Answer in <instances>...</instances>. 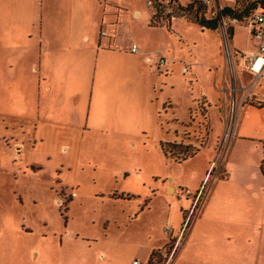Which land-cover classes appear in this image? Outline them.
Returning <instances> with one entry per match:
<instances>
[{"label": "rangeland", "instance_id": "obj_1", "mask_svg": "<svg viewBox=\"0 0 264 264\" xmlns=\"http://www.w3.org/2000/svg\"><path fill=\"white\" fill-rule=\"evenodd\" d=\"M101 1L53 0L52 8L43 10L39 0H0V250L10 245L57 247L64 251L62 258L56 256L57 262L95 263L100 251L97 237L106 223L101 206L89 195L96 197L97 192L125 185L146 198L148 206L147 213L128 221L124 231H147V240L153 237L151 245L170 242L164 227L167 223L174 226L173 220L184 221L206 160L200 153L175 164L158 148L161 141L175 137L171 113L164 109L168 102L177 108V116L186 114L192 96L196 100L204 96L212 107L208 141L214 146L208 167L216 162L218 170L229 146L224 139L225 116L219 113L223 102L234 128L232 140L242 122L250 126L252 136H264V108L252 104L264 103V79L255 88V100L251 97L239 114L238 92L224 94L225 73L228 90L232 77L233 91L238 89L236 72L245 76L244 59L236 57V49L242 54L256 44L245 24L232 26L226 18V33L233 27L234 35L229 39L224 35L223 9L235 8L236 0L206 4L207 17L219 20L218 31L203 29L189 17L167 9L162 18L171 14L170 27H154V9L148 0H125L124 9L132 18L124 26L123 37H138L153 57L158 53L168 61L166 67L147 64V70L155 73L151 98L144 83L138 85L133 79L121 84L107 78L102 81L106 71H143L145 67L132 59L118 63L110 56L98 58V47L111 49L104 40L100 42L101 31L106 30ZM162 1L169 7L171 0ZM173 1L187 7L194 0ZM246 144L252 148L247 154L252 159L257 141ZM259 146L264 151V143ZM20 147L25 148L21 157L16 150ZM75 184L82 185L88 195L84 206L75 205L70 214L65 207H54L52 200L58 197L66 202V187ZM228 193L239 195L235 187H229ZM261 203L257 199L256 207ZM237 204L240 208L243 201ZM244 214L250 226L240 233L242 242H230L232 255L225 261L264 264V211L249 208ZM31 230V237L22 236ZM66 230L75 237L70 238ZM54 257L50 255V260ZM213 259L220 264L221 258L213 255Z\"/></svg>", "mask_w": 264, "mask_h": 264}, {"label": "crops", "instance_id": "obj_2", "mask_svg": "<svg viewBox=\"0 0 264 264\" xmlns=\"http://www.w3.org/2000/svg\"><path fill=\"white\" fill-rule=\"evenodd\" d=\"M52 1L53 0H39L43 10L46 6L52 8V6H50L52 5ZM101 3L104 5L105 18L103 24L106 26V30H102L101 33L106 32L107 36L104 37L101 35L100 42L104 40L111 49L106 50L98 47L96 51L98 58L103 56L105 59L110 56L112 59L119 60L118 63L121 60L123 62L125 59H132L136 63H142L145 67L143 71H134L130 69L121 70V68L116 71H106L105 75L104 73L101 74L103 77L101 78L102 81L107 78L109 80H117V82L121 84L122 82L133 79L136 83L138 82V85L144 83L146 94L151 98L152 90L155 87V83L152 81L155 73L147 70V64L158 65V60L163 57L160 55L158 56V53H153L155 55V57H153L152 51L147 49V44L138 37H127L128 34H126V37H123L124 32H126L124 26L128 25L132 18L131 14L124 9L127 7L125 0H104V3L102 1ZM152 14L154 13L152 12ZM229 20L230 19L227 18V22H231L232 26H244L243 24H245L250 34V30L245 22L239 23L235 20ZM42 26L44 28V22H42ZM230 29L232 30L233 36L234 28L231 27ZM43 32L44 30H42L41 33ZM252 40L256 43L254 49L243 51L242 54L236 49V57H238V59H243V56L252 55L257 51L258 41L253 37ZM132 45L138 46V54L131 53L130 49ZM233 64L235 68L236 65L234 62ZM167 65L168 61L166 60L163 66L166 67ZM168 70H170V67ZM236 75L237 76H233L236 79V86H238L236 91L231 90L232 77L230 78V90L227 89L229 88V81L226 78V73L223 79V87L225 88V96L227 93L233 94V92H238L240 95L237 111L239 114V111L243 110L245 105L250 104L251 97L255 100L254 91L258 85L252 90H247L253 81V76L247 69L244 78L237 72ZM263 79L264 76L261 81ZM96 84L97 80L95 78V87ZM241 88L244 90L242 91ZM259 95L262 96V94ZM202 98L206 100L204 96H202ZM118 99L119 97L117 100ZM247 99L248 101L245 103ZM190 101L191 102L186 106V114L179 116H177V108L170 102L166 103L164 109L171 113V131L173 133L175 130L182 132L181 123L188 121L189 111L197 100L193 99L192 96ZM254 102L255 101H253L252 104L264 106V103L261 101L256 100L257 103ZM211 111L212 107L208 103V117H210ZM219 113L224 114L227 125L229 112L224 102L219 105ZM150 115V107L147 105V117L150 118ZM257 131L256 129V132ZM250 132V126H244V122H242L238 126L234 139L232 140L231 138L230 141L226 140L229 145L226 149L227 153L223 158L222 164L213 176L212 188L205 198L199 216L193 221L181 250L177 253L171 264H216L213 255L214 258L215 256L221 258L220 264H228L225 260L231 258L232 255L230 242L232 240H238L240 242L242 236L240 233L250 226V224L248 225V220L244 212H247L249 208L253 212L254 210L264 211V204L261 203L259 207H256L257 199H260L264 203V151L259 146L261 142L264 143V136H252ZM208 140L205 147L200 152L204 155L206 164L202 167L200 177L193 188L197 193L205 182L211 168V165L208 167V163L211 162L214 144L209 143ZM249 140L257 141L258 144L252 159H249V155H247L252 151V148L246 144ZM173 141H175V137ZM20 148V151L25 150L24 147ZM158 148L161 149L160 145ZM21 154L22 152H20V157ZM169 161L173 162L171 160ZM229 187H235L239 195L236 197L229 195ZM66 189L69 190L67 193H64L65 196H69L67 200L65 199L66 202L58 197L54 198L52 201L54 202V207L58 205L60 206V210L65 207V210H67V212L69 211L68 214H70L75 209V205L78 204L79 207L84 206L88 195L85 193L84 187L80 184L69 185ZM64 192L66 191L64 190ZM89 197L96 198L97 203L101 206V210L104 213V218H102V220L106 223V229L100 232V237H97L100 243V251L97 254V261L95 263H88L86 261L65 263L63 260L57 262L55 260L56 256L62 258V255H64L63 248L55 247V249H49L41 246H28L27 248L21 249L18 246L10 245L0 250V264H132L134 261H138L140 264H149L152 253L155 251H163L167 247H170L172 240L175 239V234L177 233L179 235L182 229L183 220H173L174 226L171 223H167V225L171 227V232H167V225L164 227V232L168 236L170 235V242L162 243V241H158L156 244L151 245L153 237L149 235V239L147 240V231H124L125 224L128 221H131L134 217L140 219L147 213L148 205L146 198L143 200L141 195L136 193L129 185H125L123 188L121 187V189L117 187L111 191L97 192L96 197L93 195H89ZM241 201H243V204L238 208L237 202ZM188 212L189 211L186 212V215ZM185 217L186 216H184V219ZM112 225H115V227L113 226L114 229H111ZM232 231H234V234H232ZM31 233H33L32 230L23 231L22 236L26 235V237H31ZM65 233L69 235L70 238L75 237V233L71 230H66ZM127 238L129 239L127 240ZM129 240H132V243H130ZM168 252H165V257ZM122 253L125 254L124 257L120 256ZM50 255H55L53 261L50 260ZM241 258L242 256L240 254L236 257L238 263L241 261Z\"/></svg>", "mask_w": 264, "mask_h": 264}, {"label": "trees", "instance_id": "obj_3", "mask_svg": "<svg viewBox=\"0 0 264 264\" xmlns=\"http://www.w3.org/2000/svg\"><path fill=\"white\" fill-rule=\"evenodd\" d=\"M162 0H148L150 7L154 9V14L151 19V25L154 27L166 24L170 27L171 14L168 13L166 18H162L164 10H171L175 14L176 11L182 16H187L203 29L218 31L219 20L216 18H208V7L203 0H194L187 7L173 5V0L169 1V7L162 3ZM172 4V5H171ZM236 7H225L223 9V18L235 20L239 23H244L246 19L255 12L264 13V2L252 0H236ZM230 35V36H229ZM232 36V30L227 33V38ZM259 108L264 106L259 105ZM182 132L175 130V141H161L160 148L163 155L176 164H181L190 159L195 158L205 147L211 130L208 117V103L204 98L194 102V106L189 111L188 121L181 123ZM222 177V176H221ZM223 178V177H222ZM171 247V246H170ZM167 247L163 251H155L152 253L149 264H164L166 257L165 252L170 250Z\"/></svg>", "mask_w": 264, "mask_h": 264}, {"label": "built area", "instance_id": "obj_4", "mask_svg": "<svg viewBox=\"0 0 264 264\" xmlns=\"http://www.w3.org/2000/svg\"><path fill=\"white\" fill-rule=\"evenodd\" d=\"M203 1L205 4H211L213 0H203ZM252 1L264 2V0H252ZM225 23H226L225 19L221 17L220 20L221 28L223 29L224 35L227 38ZM245 23L250 30V35L258 41L257 51L252 55L243 56L245 67L247 71H249L253 76V81L251 83V86L247 88V90H252L255 86L259 84L260 80L264 76V13L258 11L252 13L246 19ZM101 35L105 37L107 36V33L102 32ZM130 51L133 54H138L139 48L136 45H132ZM165 62H166L165 58H160L158 60V65L163 66ZM241 90L243 91L244 89L241 88ZM231 126L232 125L227 121L225 140L228 141L231 140L234 132V128H231ZM215 169L217 170V164L216 162H213L211 164V168L205 182L203 183L202 187L200 188V190L193 199L191 208L184 219L182 229L179 235L172 240L171 247L166 255V260L164 264H171L174 261L177 253L181 250L185 241V237L189 232V229L193 221L199 216L201 212L205 198L207 197L206 191H207L208 181L215 174L216 171ZM167 232H171L170 225H167ZM132 264H140V263L138 261H134L132 262Z\"/></svg>", "mask_w": 264, "mask_h": 264}, {"label": "water", "instance_id": "obj_5", "mask_svg": "<svg viewBox=\"0 0 264 264\" xmlns=\"http://www.w3.org/2000/svg\"><path fill=\"white\" fill-rule=\"evenodd\" d=\"M228 23V22H227ZM19 153H18V155H19V157H20V150H21V148H17L16 149Z\"/></svg>", "mask_w": 264, "mask_h": 264}]
</instances>
